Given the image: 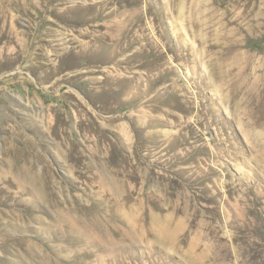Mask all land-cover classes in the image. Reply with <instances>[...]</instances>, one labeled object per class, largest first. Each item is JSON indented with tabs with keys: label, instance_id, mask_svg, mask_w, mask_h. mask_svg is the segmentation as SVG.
<instances>
[{
	"label": "rangeland",
	"instance_id": "rangeland-1",
	"mask_svg": "<svg viewBox=\"0 0 264 264\" xmlns=\"http://www.w3.org/2000/svg\"><path fill=\"white\" fill-rule=\"evenodd\" d=\"M0 264H264V0H0Z\"/></svg>",
	"mask_w": 264,
	"mask_h": 264
},
{
	"label": "bare ground",
	"instance_id": "bare-ground-1",
	"mask_svg": "<svg viewBox=\"0 0 264 264\" xmlns=\"http://www.w3.org/2000/svg\"><path fill=\"white\" fill-rule=\"evenodd\" d=\"M31 170H32V169H31ZM46 171H47V170H46ZM22 172H23V171H22ZM29 172H30V171H29ZM45 173H47V172H45ZM33 174H34V173H33ZM49 174H50V173H49ZM29 176H30V175H29ZM47 176H48V175H47ZM30 177H31V176H30ZM26 178H27V177H26ZM39 179H40V178H39ZM39 183H40V182H39ZM34 184H35V183H34ZM37 185H38V184H37ZM33 186H34V185H33ZM38 186H39V185H38ZM42 188H43V187H42ZM34 189H35V188H34ZM34 191H35V190H34ZM42 191H43V190H42ZM51 193H52V192H51ZM37 195H38V192H37ZM49 195H50V194H49ZM49 195H48V196H49ZM52 195H53V194H52ZM52 195H51V196H52ZM39 196H40V195H39ZM43 197H44V196H43ZM44 200H45V199H44ZM53 201H54V200H53Z\"/></svg>",
	"mask_w": 264,
	"mask_h": 264
}]
</instances>
